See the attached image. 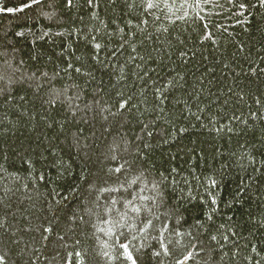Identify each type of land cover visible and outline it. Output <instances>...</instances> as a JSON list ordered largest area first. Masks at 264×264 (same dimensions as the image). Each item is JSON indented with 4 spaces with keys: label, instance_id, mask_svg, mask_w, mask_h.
<instances>
[{
    "label": "trees",
    "instance_id": "16d2710c",
    "mask_svg": "<svg viewBox=\"0 0 264 264\" xmlns=\"http://www.w3.org/2000/svg\"><path fill=\"white\" fill-rule=\"evenodd\" d=\"M0 264H264V0H0Z\"/></svg>",
    "mask_w": 264,
    "mask_h": 264
}]
</instances>
